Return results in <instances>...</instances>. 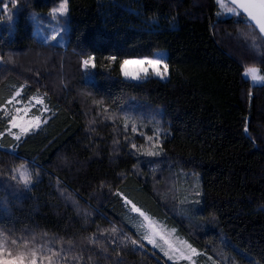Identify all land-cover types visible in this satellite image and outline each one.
Masks as SVG:
<instances>
[{
  "label": "trees",
  "instance_id": "1",
  "mask_svg": "<svg viewBox=\"0 0 264 264\" xmlns=\"http://www.w3.org/2000/svg\"><path fill=\"white\" fill-rule=\"evenodd\" d=\"M61 1L0 0L3 236L70 264H172L146 244L130 202L211 264H264V84L244 76L264 75L256 27L216 0H67L62 48L37 34ZM159 50L167 80L123 78L124 59ZM19 97L48 111L17 141L7 110ZM21 165L30 190L11 180ZM167 181L180 193L169 209Z\"/></svg>",
  "mask_w": 264,
  "mask_h": 264
},
{
  "label": "rangeland",
  "instance_id": "2",
  "mask_svg": "<svg viewBox=\"0 0 264 264\" xmlns=\"http://www.w3.org/2000/svg\"><path fill=\"white\" fill-rule=\"evenodd\" d=\"M217 3L219 4L220 10L222 12V14H224L227 17H237L239 14H234L233 11H230V9L235 8V6L232 4V0H221V2H218V0H216ZM63 2V0L61 1V3ZM60 3V4H61ZM237 12L242 13L243 15L246 16V14L243 13L242 9H236ZM53 11L48 15L49 16V22L48 23H42L40 25H38V29H37V34L39 35L40 40L44 43V44H53V45H57L59 47L65 48L66 45V38L64 37V33L66 32L64 30V24L63 21L61 19H64V17L68 14V3H67V13L63 16H60L59 19H55L52 16ZM60 25V31L57 34L55 32L57 25ZM254 24V22H253ZM257 29V27H256ZM56 34V39L53 40L52 39V35ZM255 38V37H254ZM252 40V42L254 41L256 43V45L258 46V49H255L256 52H261V47L259 46V43L257 41V39L255 38ZM251 42V43H252ZM145 57H140V58H130V59H142ZM148 58H159L161 60H163L164 63H167V51L166 50H159L157 51L153 56H150ZM92 63H90L87 68L92 67L91 65ZM168 64V63H167ZM139 67H142L140 65H129L128 68L130 71L135 70ZM257 69H259L258 67H255ZM162 70V69H161ZM123 75V73H122ZM259 75L261 74V71L259 69ZM168 77V70H167V74L165 76L164 79H161L160 77L155 76L154 74H152L151 69H149V74L147 76H144L141 73V79L140 80H131V79H126L124 76L123 78L125 80L128 81H132V82H142L144 80H146L147 78H157L160 79L162 81L167 80ZM247 79H249L253 85L256 86H261L264 84V81H252L250 77H245ZM20 97L17 98L13 103V108L12 109H8L7 112L11 111L12 116H16L17 117V124L20 125L21 127H27L29 130L26 133H21L20 131V127L17 128H11L13 133L16 134H20L21 138L26 137L29 133H32L36 130H38L42 125H43V120H42V115H40V122H39V126H34V122H33V118L37 115L34 114V110H42L43 104L38 103L37 101L40 100V98L34 99L32 100L28 105L24 104L22 101H20ZM19 109V112H17L16 110ZM25 109H27V112H25ZM14 113V114H13ZM45 113V111H44ZM25 168H27V170L31 173V171L28 169V167L26 165H23ZM20 168V167H19ZM18 168V169H19ZM17 170V169H16ZM13 175H16V171L14 170L12 172ZM1 179V177H0ZM2 180V179H1ZM12 180V179H11ZM10 179H8V182H11ZM166 180V178H165ZM170 180V179H169ZM168 180V181H169ZM168 181L162 186V188H160V192L159 194H161L164 198L163 202L165 203L166 207L172 208L171 206L173 205V203H175V196L174 195H178V200L176 201V204L179 203V191H177L176 185L173 183L172 186L173 188H171V185L168 183ZM17 180H14L13 183H16ZM34 182V178L32 176L31 173V184L30 186L33 184ZM18 183V182H17ZM20 186L24 187L23 183H18ZM187 192V191H184ZM178 193V194H177ZM192 193V190H188L187 193L184 194V196L180 197V203H181V208L189 210V202H191L189 200L190 194ZM182 194V193H181ZM174 196V197H173ZM128 204L131 207V211L134 215L137 216L138 219V228L139 231L141 232V234L147 235V239L144 238L146 244L148 246H150L153 250L155 251H159L160 254L164 255L166 257V259L172 263V264H211L208 262V259L206 257V255L202 252H199L198 250H196L194 247H192V245L183 237H181L178 234V231L176 229H171V228H167L163 223H161L160 221L148 216L147 214H145L144 216H141L138 212H136L131 203L128 202ZM175 206V204H174ZM137 208V207H135ZM145 217L149 218V221L151 223H149V221L145 220ZM149 240H151L152 242L149 243ZM18 245L20 243H17ZM9 250H13L11 245H7ZM195 250V251H193ZM38 254V261L37 264H48V261L45 259H40ZM7 258V257H5ZM69 258H71L69 256ZM74 259V258H72ZM71 260V259H69ZM69 260L63 261V260H59L56 257L52 256V261L53 264H70ZM74 261V260H72ZM75 264H80L81 261L77 260V262L74 261Z\"/></svg>",
  "mask_w": 264,
  "mask_h": 264
},
{
  "label": "snow or ice",
  "instance_id": "3",
  "mask_svg": "<svg viewBox=\"0 0 264 264\" xmlns=\"http://www.w3.org/2000/svg\"><path fill=\"white\" fill-rule=\"evenodd\" d=\"M218 2H221V0H218ZM232 4L235 6V8L230 9V11H233L234 14H240L239 12L236 11V9H242L243 13L246 14V17L249 21V26L257 27L259 29V34H264V0H232ZM66 13H67V0H63V2L59 5V7L53 10L52 16L53 18L58 20L60 16H63ZM33 18L35 19V17ZM8 19L11 20L12 17L9 16ZM60 27L61 26L59 24L56 27L55 32L57 34L60 31ZM52 39L53 40L56 39V34L52 35ZM260 39H261V43L264 44V35H261ZM249 46L253 49H258V46L254 41ZM109 60L115 61L116 57L111 56L109 57ZM93 61H94V57H90L89 59H85L83 61V64L85 67H87L90 63H92V67H95ZM129 65H140L142 67L130 71L128 68ZM120 68L123 73V76L126 79L140 80L141 73L144 76H147L149 74V69H151L152 74H154L157 77H160L161 79H164L167 74L168 64L164 63L163 60L159 58L145 57L142 59H124L120 64ZM244 76L250 77L252 81H264V75H259V69L255 67L246 68L244 71ZM19 94L20 92L19 90H17L15 95L18 96ZM37 102L43 104L42 99L38 100ZM8 103H12V100H9ZM16 111L19 112V109H17ZM44 111H48L46 106L41 110V115ZM25 112H27V109H25ZM5 115H7V113H5ZM16 121H17V117L12 116L11 119L8 121L10 129L20 127L21 133H26L29 130L27 127H21L20 125H18ZM33 122H34V126L38 127L40 122V116L39 115L35 116L33 118ZM133 130L135 131V129ZM245 132L247 133V128L245 129ZM9 134L14 135V138L17 141L21 139L20 134L11 133V132ZM149 139H151V137H149ZM133 147L136 146L133 145ZM156 154H157L156 152L148 153V155H153V156ZM15 171H16V175H13L11 179L17 180L18 183H23L25 188L27 190H30L31 173L23 165H21L20 168ZM3 187H4L3 183L0 182V189H3ZM132 207L141 216L145 215L143 212L140 211V209L135 208V205H132ZM2 208H3V201H0V209ZM145 220L149 221V218L145 217ZM149 223L151 222L149 221ZM113 231H115V229H113ZM144 238L145 239L148 238L146 234L144 235ZM151 242L152 241L149 240V243ZM131 243L136 244V241L133 240L131 241ZM7 245H11L13 250H9ZM60 251H63V249H61ZM38 254H40L39 255L40 259H45L48 261V264H53L52 256H54L55 253L52 252L51 248L36 247L34 242H33V246L29 247L28 243H25L23 240L18 245L15 239L9 241L7 237L3 236V233L0 232V264H37Z\"/></svg>",
  "mask_w": 264,
  "mask_h": 264
},
{
  "label": "water",
  "instance_id": "4",
  "mask_svg": "<svg viewBox=\"0 0 264 264\" xmlns=\"http://www.w3.org/2000/svg\"><path fill=\"white\" fill-rule=\"evenodd\" d=\"M258 32H259V29L257 28ZM260 35H264V34H260Z\"/></svg>",
  "mask_w": 264,
  "mask_h": 264
}]
</instances>
